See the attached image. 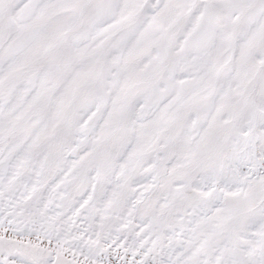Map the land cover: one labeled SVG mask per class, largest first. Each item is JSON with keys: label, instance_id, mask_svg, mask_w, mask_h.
I'll return each instance as SVG.
<instances>
[{"label": "snow or ice", "instance_id": "6c2138e0", "mask_svg": "<svg viewBox=\"0 0 264 264\" xmlns=\"http://www.w3.org/2000/svg\"><path fill=\"white\" fill-rule=\"evenodd\" d=\"M0 264H264V0H0Z\"/></svg>", "mask_w": 264, "mask_h": 264}]
</instances>
